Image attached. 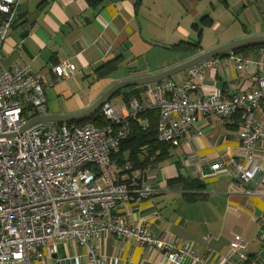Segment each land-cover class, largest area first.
<instances>
[{"label":"crops","instance_id":"0c3cea01","mask_svg":"<svg viewBox=\"0 0 264 264\" xmlns=\"http://www.w3.org/2000/svg\"><path fill=\"white\" fill-rule=\"evenodd\" d=\"M18 12L20 21L9 30L0 52L3 66L30 64L47 81L53 78L51 65L58 61L71 59L76 67L72 77L46 89L48 114L79 112L120 80L158 73L229 41L264 34V0H19ZM222 26L236 33L209 49L178 45L195 42L200 28L201 41L207 30L221 34ZM237 55L249 61L245 69L238 70L225 58L228 64L208 71L190 97L254 87L252 75H264V47ZM114 60L113 70L106 74L105 69L98 70ZM144 60L151 61L149 69L141 66ZM185 77L186 70L169 79ZM102 81L108 83L96 87ZM138 90L143 98V89ZM79 91H88L92 98L83 100ZM67 95H74V106L69 108L64 107L71 99ZM119 102L120 107L125 101L121 97ZM241 121L240 113L223 119L198 113L201 136H183L178 146L168 145L159 159L158 152L150 157L148 165L153 170L143 177L166 188L141 201L120 204L119 214L128 222L148 226L161 238L188 243L203 261L188 260L187 264H264V238L259 236L264 233V136L256 145L260 172L254 185L233 178L227 168L204 176L212 163L239 158ZM123 154L126 158L127 152ZM178 175L183 180L167 183ZM191 181L202 187H191ZM248 188L257 192L247 193ZM206 233L212 235L207 243L202 239ZM235 236L247 241L245 259L229 253ZM90 243L98 247L106 264H171L154 247L112 234L92 237ZM66 251L69 256L84 253L74 240L67 242ZM34 264L58 263L47 253Z\"/></svg>","mask_w":264,"mask_h":264},{"label":"built area","instance_id":"2783aa9c","mask_svg":"<svg viewBox=\"0 0 264 264\" xmlns=\"http://www.w3.org/2000/svg\"><path fill=\"white\" fill-rule=\"evenodd\" d=\"M18 5L19 0H0V52L17 21ZM225 58L238 70L249 63L229 51L227 57H210L190 66L182 81L166 78L143 85V98L131 97L118 110L110 101L101 106L108 120L102 127L48 121L25 129L32 119L48 114L46 89L72 77L75 64L71 59L52 64L53 78L47 81L30 64L5 67L0 61V264H34L47 253L55 255L58 264H85L83 257L86 264H106L90 243L92 237L105 234L152 246L171 264L203 261L188 243L161 238L119 214L120 204L141 201L166 187L143 177L152 172L151 165L132 171L126 161L121 169L116 155L131 132V122H142L140 114L148 109L158 111L157 139L172 146H178L183 136L202 135L198 113L220 119L240 113L239 158L212 163L204 176L227 168L233 178L254 185L260 172L256 145L264 136V75H252L251 89L189 95L200 88L208 71L228 64ZM259 236L264 238V233ZM211 237L206 233L202 239L207 243ZM69 240L83 248L82 256L67 254ZM229 250L245 259L247 241L235 236Z\"/></svg>","mask_w":264,"mask_h":264},{"label":"trees","instance_id":"16d2710c","mask_svg":"<svg viewBox=\"0 0 264 264\" xmlns=\"http://www.w3.org/2000/svg\"><path fill=\"white\" fill-rule=\"evenodd\" d=\"M223 3H225V0H222ZM19 12L17 16V21L19 22ZM205 22V20H204ZM11 29V28H10ZM198 36L195 42L193 43H178L183 44L188 49L197 50L200 48V38H201V28L198 30ZM177 45V46H178ZM264 47V45H258V46H250V47H243L239 49L232 50L234 54H238L245 50H252ZM228 56V52L224 54H220L218 57L224 58ZM116 60L107 62L106 64H103L101 67L98 68V70H101L102 68L105 69L103 72L106 74L107 72L113 70L116 66ZM143 89L142 86H133L124 88L115 95H120L124 101H128L131 97L140 98L139 90ZM112 96V97H113ZM110 101V100H109ZM140 118L143 119V121H132L131 122V132L130 134L121 142L119 152L116 155V160L120 168H123V164L128 161L131 164L132 171L134 170H141L145 166L148 165V162L150 160V157L155 156L156 153L157 159L162 157L166 154L167 146L169 145L166 142H161L157 139V133H156V125H157V118H158V111L156 109H148L145 112L140 114ZM68 124H71V122H67ZM75 125H83L84 123H91L97 127H102L108 123V120L103 116L101 108H99L95 113L85 117L82 120H76L72 121ZM73 124V125H74ZM127 152L126 158L124 157V154ZM155 158V159H156ZM125 172V171H124ZM127 173H130L128 171ZM183 180V177L178 175V177L168 180L167 183H175ZM191 187H202V185L198 183H194V181L190 182ZM166 186H169L168 184H165Z\"/></svg>","mask_w":264,"mask_h":264},{"label":"water","instance_id":"95a60500","mask_svg":"<svg viewBox=\"0 0 264 264\" xmlns=\"http://www.w3.org/2000/svg\"><path fill=\"white\" fill-rule=\"evenodd\" d=\"M258 45H264V34L243 37L240 39L229 41L227 43L204 51L194 57L187 59L186 61H183L182 63L174 65L173 67H170L158 73L120 80L106 89L99 97H97V99L93 103H91L85 109L70 114H45L29 121L24 126V129L37 122H72L76 120H82L85 117L95 113L105 102L109 101L115 93L124 88L143 86L146 84L158 82L160 80L171 77L175 73L184 71L190 66L210 57L219 56L220 54H224L235 49ZM53 257H55V255H53Z\"/></svg>","mask_w":264,"mask_h":264},{"label":"rangeland","instance_id":"374dc122","mask_svg":"<svg viewBox=\"0 0 264 264\" xmlns=\"http://www.w3.org/2000/svg\"><path fill=\"white\" fill-rule=\"evenodd\" d=\"M239 17H241L243 20H245V18H244V16L243 15H240ZM236 33V29H234V28H230L229 30L228 29H226V27H223L222 26V28H221V34L220 33H217V31L216 30H213V29H210V30H207L206 31V35H205V37H204V39L201 41V43H200V46H202V47H204V48H208L209 49V47H211L212 45H214V44H216V42L218 41V40H221V39H223L224 37H226V36H229V35H233V34H235ZM144 62V64L143 65H141L142 67H145L144 68V70H146V69H149L150 67H148V66H152V65H149V63L151 62L150 60L148 61V63L144 60L143 61ZM147 64V65H146ZM138 66V65H137ZM139 67V66H138ZM140 68V67H139ZM141 69V68H140ZM94 81H91V83H93ZM108 83V81L106 82V81H102V82H100V83H98L97 85H96V87H98L99 85L100 86H103V84L105 85V84H107ZM72 94V93H71ZM78 95L80 96V98H82L83 100H87V98L88 99H91L92 97H91V95L89 96V93H88V91L87 92H81V91H79L78 92ZM56 97V96H55ZM118 95H115V96H113L111 99H110V103L112 104V106L116 109V110H118L119 109V99H121V97H119ZM65 98H71L70 99V101H68V102H64L65 103V105H64V107L65 108H69V107H72V106H74V105H72V101H73V99H74V95H67V96H65ZM55 99H53V101H54ZM54 102H56V101H54ZM69 103L71 104V105H69ZM50 106H51V103H49V105H48V107L50 108ZM46 107H47V105H46ZM48 110V109H47ZM85 124V123H84Z\"/></svg>","mask_w":264,"mask_h":264}]
</instances>
